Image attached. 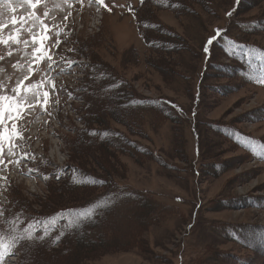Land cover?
I'll list each match as a JSON object with an SVG mask.
<instances>
[{
    "label": "rangeland",
    "instance_id": "1",
    "mask_svg": "<svg viewBox=\"0 0 264 264\" xmlns=\"http://www.w3.org/2000/svg\"><path fill=\"white\" fill-rule=\"evenodd\" d=\"M30 1L0 0L2 24ZM48 1L42 16L67 33L33 78L53 72L47 109L0 145V205L14 203L0 264H264V0ZM5 47L0 64L24 60L23 40ZM90 66L107 79L89 86ZM96 200L106 213L83 225L95 242L69 248L55 211Z\"/></svg>",
    "mask_w": 264,
    "mask_h": 264
},
{
    "label": "snow or ice",
    "instance_id": "2",
    "mask_svg": "<svg viewBox=\"0 0 264 264\" xmlns=\"http://www.w3.org/2000/svg\"><path fill=\"white\" fill-rule=\"evenodd\" d=\"M95 2L107 11L111 9L105 3V0H95ZM44 7L47 9V4L45 0H33L32 8V19L37 24H39L38 32H30V41H31V51H30V64L28 67L32 70L31 75L25 77L20 83L12 89V93L6 94L7 90H0V104L4 107V113L2 118H0V145L7 143L11 147L14 142L19 138L20 128L18 126V121L23 118L24 112L28 111L30 108H40L43 107L47 109L50 103V93L45 85L48 83V80L43 78L40 81L33 85L32 81L34 76L37 74L35 69L37 66L44 63L46 60L51 62L53 56L51 54V49L48 47V41L50 40V33L53 29H50L49 24L46 22L45 17L49 15V12L45 10L43 16L39 14L38 9ZM231 13H229L230 15ZM219 34V33H218ZM59 35V33H57ZM9 42L12 43H21L20 34L16 33L14 35L4 36L0 34V44L7 46ZM210 42H213V39L210 38L205 44V53L209 51L208 45ZM25 47H28V42L25 41ZM50 67L52 64L50 63ZM264 83V80L260 81ZM52 87L55 88V82L52 81ZM29 94H35L40 99L36 104H28L27 97ZM9 105H11V110H9ZM3 152L0 150V155ZM12 253H9L11 255Z\"/></svg>",
    "mask_w": 264,
    "mask_h": 264
},
{
    "label": "trees",
    "instance_id": "3",
    "mask_svg": "<svg viewBox=\"0 0 264 264\" xmlns=\"http://www.w3.org/2000/svg\"><path fill=\"white\" fill-rule=\"evenodd\" d=\"M141 27H142L141 34L144 35L145 37L149 38V37L147 36L146 32H145V27H143L142 25H141ZM162 33H165L168 37H170V35H171V33H170V32H167V31H164V32H162ZM148 43H149V46H151L150 43L156 44L155 41H151V40H148ZM147 45H148V44H147ZM156 45L159 46L158 44H156ZM154 47H156V46H154ZM157 48H159V47H157ZM91 70H92V69H89V71H88V73H87V75H86V80H87V82H89V83H91V82L93 83L94 81H96V78H97V76L99 75V74H96L97 71H96L95 74H93V72H91ZM87 77H89V78H87ZM103 78H104V80L107 79L104 75H103ZM88 79H90V80H88ZM118 93H119V92H117L116 94L119 95ZM140 101L144 103V99H140ZM93 111H94V110H93ZM92 114H93L94 117L91 119V122H95L96 111H94V113H92ZM96 132H98V133L100 134V138L105 137V136L107 135V131H106V130H104V131H96ZM123 144H124V145L127 144V146L129 145V144L127 143V141H125V143H123ZM44 173H45V172H44ZM45 174H46V173H45ZM47 174H48V173H47ZM64 176H65V177H69V179H68L67 181L65 180V183H66V184H71V183H70L71 174H70L69 172H66V173L64 174ZM136 200H138V203H139V209H138V211H137V213H136V216H137V218H138L139 220H143L144 217H145L149 212H148L146 209H144V208L141 207V204H140L141 200H140V199H136ZM13 204H14V203L12 202V203L10 204V206H9V210H11V211L14 209V205H13ZM11 205H12V207H11ZM69 207H70V206H68V207H63V208H61V209H66V208H69ZM17 208H18V206H17ZM102 212H103V213H102L100 216H98V214L96 215V213H95V215L89 219V222H90V223H93L91 227H93V226L96 224V222L99 223V222L101 221V219H102V217L104 216V214L106 213V211H102ZM91 227H89V229H90ZM66 236H67V237L65 238V240H68V239H69V242H68V245H67L68 247H69V245H71V247H73L72 242H73V241L75 242L76 239H80V240H82V241H84V240H88V242H91V243H94L95 240H96V239H95V240H91L90 236H88V232L86 231V227H83L82 225H80V221H79V220L76 221V222H74V223L72 224V227H71L70 231L66 233ZM95 236H96V234H95ZM69 248H70V247H69Z\"/></svg>",
    "mask_w": 264,
    "mask_h": 264
},
{
    "label": "clouds",
    "instance_id": "4",
    "mask_svg": "<svg viewBox=\"0 0 264 264\" xmlns=\"http://www.w3.org/2000/svg\"><path fill=\"white\" fill-rule=\"evenodd\" d=\"M7 53H0V60H4ZM16 64L11 63V61H6L7 67L5 64H0V90L9 87L11 89L15 88L21 80H23L25 77L31 75V69L29 67H25V64H30V56H26V58L23 61H19ZM14 69V72H10L8 69ZM36 73L43 75V72L45 70H41L40 68L35 69ZM15 81L14 85H9L7 82L10 80ZM43 79L48 80L49 83H51V80L48 79V76H44ZM40 81L38 78L37 80L32 81V84L35 85ZM38 97V96H37ZM28 103H37L38 100H28ZM47 179V177H45Z\"/></svg>",
    "mask_w": 264,
    "mask_h": 264
}]
</instances>
